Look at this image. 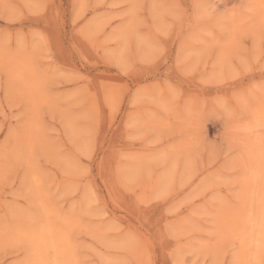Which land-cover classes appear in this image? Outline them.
<instances>
[{
	"label": "rangeland",
	"instance_id": "1",
	"mask_svg": "<svg viewBox=\"0 0 264 264\" xmlns=\"http://www.w3.org/2000/svg\"><path fill=\"white\" fill-rule=\"evenodd\" d=\"M0 264H264V0H0Z\"/></svg>",
	"mask_w": 264,
	"mask_h": 264
},
{
	"label": "bare ground",
	"instance_id": "2",
	"mask_svg": "<svg viewBox=\"0 0 264 264\" xmlns=\"http://www.w3.org/2000/svg\"><path fill=\"white\" fill-rule=\"evenodd\" d=\"M257 155H258V153H257ZM256 171V170H255ZM260 177V176H259ZM256 178V177H255ZM252 181V180H251ZM250 181V182H251ZM252 184V183H251ZM251 195H252V199L254 200V191H252V193H251ZM250 197V196H249ZM247 199H248V196H247ZM259 205V204H258ZM250 208V207H249ZM257 209H258V207H257ZM249 211V210H248ZM248 211H247V213H248ZM249 214V213H248ZM255 214V213H254ZM251 216V215H250ZM252 216H253V214H252ZM256 216V215H255ZM252 218H254V217H252ZM253 222V221H252ZM255 225V224H254ZM258 227H259V225H258ZM258 229V228H257ZM256 230V229H255ZM251 250V249H250ZM251 254H253V253H251Z\"/></svg>",
	"mask_w": 264,
	"mask_h": 264
}]
</instances>
